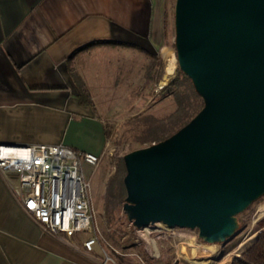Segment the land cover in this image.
I'll use <instances>...</instances> for the list:
<instances>
[{
  "label": "crops",
  "instance_id": "obj_1",
  "mask_svg": "<svg viewBox=\"0 0 264 264\" xmlns=\"http://www.w3.org/2000/svg\"><path fill=\"white\" fill-rule=\"evenodd\" d=\"M168 3L0 0V144H63L101 155L104 119L117 117V104L129 110L150 101L153 68L168 61L157 68L164 84L175 63L165 36ZM97 41L105 43L87 46ZM144 57L149 72L137 77L133 61ZM83 173L88 178L84 166ZM16 186L14 175L0 172V264H103L98 242L82 247L89 234L44 231L22 208Z\"/></svg>",
  "mask_w": 264,
  "mask_h": 264
},
{
  "label": "water",
  "instance_id": "obj_2",
  "mask_svg": "<svg viewBox=\"0 0 264 264\" xmlns=\"http://www.w3.org/2000/svg\"><path fill=\"white\" fill-rule=\"evenodd\" d=\"M178 69L201 108L162 140L125 153L122 211L136 229L240 230L264 195V0H174Z\"/></svg>",
  "mask_w": 264,
  "mask_h": 264
},
{
  "label": "rangeland",
  "instance_id": "obj_3",
  "mask_svg": "<svg viewBox=\"0 0 264 264\" xmlns=\"http://www.w3.org/2000/svg\"><path fill=\"white\" fill-rule=\"evenodd\" d=\"M173 6L174 0H169L165 18V36L175 63L171 65L173 68L167 67L166 82L160 84L161 82L156 80L157 68L168 64V61H162L163 64L153 68L151 86L145 91L147 93L145 95L150 96V101L137 102L129 110L124 109V103L117 104L114 109L118 114L117 117L112 115L111 118L104 119L108 141L105 151L96 165L84 166L90 185L89 195L94 211L93 228L96 229V242L102 248V257L107 264H141V262L149 264H227L230 257L228 264H231L234 257L241 256L253 243L259 231L258 222L264 218L263 195L238 215L242 229L235 236L224 243L208 244L202 242L197 236V231L193 229L173 227L168 230L172 235L161 236H153L147 231L136 229L126 220L122 211V203L111 205L105 201L106 183L115 171L119 159L131 150L148 145V142L141 141L145 137L143 130L147 125L138 123L135 119L139 116L151 115L153 118L166 121L176 108L173 98L159 91L178 74L173 46ZM148 60V57H144L143 60L135 58L132 66L136 69L133 74L137 77L147 75L149 70L145 66L150 63ZM139 81L141 85L144 82L142 78ZM141 85L134 88L137 97ZM196 96H191L190 102L194 101V104L201 105V98L197 94ZM155 226L160 227L161 225Z\"/></svg>",
  "mask_w": 264,
  "mask_h": 264
},
{
  "label": "built area",
  "instance_id": "obj_4",
  "mask_svg": "<svg viewBox=\"0 0 264 264\" xmlns=\"http://www.w3.org/2000/svg\"><path fill=\"white\" fill-rule=\"evenodd\" d=\"M100 156L63 144H0V172L16 177L15 196L44 231L69 239L78 233L89 234L82 247L90 251L96 242V229L83 166L96 165ZM169 229L161 225L142 230L153 236L172 235Z\"/></svg>",
  "mask_w": 264,
  "mask_h": 264
},
{
  "label": "trees",
  "instance_id": "obj_5",
  "mask_svg": "<svg viewBox=\"0 0 264 264\" xmlns=\"http://www.w3.org/2000/svg\"><path fill=\"white\" fill-rule=\"evenodd\" d=\"M105 42L97 41L88 44L87 46L98 45ZM178 74L162 88L161 92L165 95H170L175 101L176 108L171 113L166 121L156 119L151 115L139 116L135 120L138 123L147 125L145 137L142 142H148V145L164 139L172 134L179 127L185 124L200 108V104L190 102L191 96L197 97L190 80L179 69ZM84 93L86 90L80 87ZM125 174V169L122 159H119L115 171L106 183L105 201L108 204L115 205L123 203L125 191L122 184V179ZM259 231L253 239V243L243 252L241 256L234 257L231 264H264V218L258 222ZM242 226H240V230ZM201 240V239H200ZM202 241V240H201ZM204 242V241H202ZM205 243V242H204ZM231 258V257H230ZM229 258V260H230ZM229 260L227 264L229 263Z\"/></svg>",
  "mask_w": 264,
  "mask_h": 264
},
{
  "label": "bare ground",
  "instance_id": "obj_6",
  "mask_svg": "<svg viewBox=\"0 0 264 264\" xmlns=\"http://www.w3.org/2000/svg\"><path fill=\"white\" fill-rule=\"evenodd\" d=\"M169 68H173V67H171V64L169 65ZM159 224V223H158ZM162 225V224H161ZM188 243H190V241H187ZM198 246V245H197ZM197 248V247H196ZM193 253V252H192ZM191 256H193L192 254H191Z\"/></svg>",
  "mask_w": 264,
  "mask_h": 264
}]
</instances>
